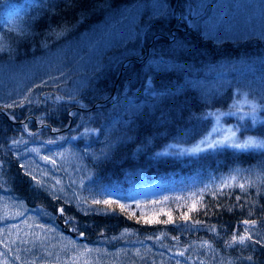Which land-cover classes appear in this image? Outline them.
<instances>
[{
  "label": "trees",
  "instance_id": "16d2710c",
  "mask_svg": "<svg viewBox=\"0 0 264 264\" xmlns=\"http://www.w3.org/2000/svg\"><path fill=\"white\" fill-rule=\"evenodd\" d=\"M239 1L0 0V210L17 209L0 213V264L15 261L6 247L51 264L57 245L73 264H264V150H166L195 146L231 94L264 93V23L237 16ZM250 134L264 139V123ZM69 152L82 170L63 195ZM231 176L251 187H221ZM19 218L27 231L4 234ZM245 228L251 240L230 244Z\"/></svg>",
  "mask_w": 264,
  "mask_h": 264
},
{
  "label": "snow or ice",
  "instance_id": "6c2138e0",
  "mask_svg": "<svg viewBox=\"0 0 264 264\" xmlns=\"http://www.w3.org/2000/svg\"><path fill=\"white\" fill-rule=\"evenodd\" d=\"M75 0H66V6H72ZM97 4H93V8L97 7ZM12 13L18 15V10L13 8L11 5H7ZM4 47L0 46V51H3ZM238 96H242L241 99H236L233 101L231 107L227 112H217V113H208L207 115L215 116V126L211 129V131L205 135L195 146L191 149H185L184 151L189 152L190 154H197L201 151H207L209 149H217V148H232L236 150H248V149H262L264 150V139H258L252 136H248L247 138L241 140L238 133L241 128L247 129L248 125L245 123H241L242 121L250 120L251 125H255L257 123H264V120L259 118V113L264 112V93L260 95H252L248 91L238 92ZM223 116H236L238 119V123L235 127H223L220 123L221 118ZM94 131V130H93ZM47 159V158H45ZM54 163V161H53ZM235 184L237 187L241 189H245L247 187H251V182H239L237 180V176H231L227 181H224L221 187H231ZM202 196V194H201ZM95 204H110V201H93ZM124 206L121 205V208ZM63 212V209L60 210ZM199 223V221H196ZM244 224H249L248 220L243 221ZM255 225V222H252V226ZM250 228H245L243 230V234L239 236H233L230 244L232 243H245V240H251V236L249 235Z\"/></svg>",
  "mask_w": 264,
  "mask_h": 264
},
{
  "label": "rangeland",
  "instance_id": "374dc122",
  "mask_svg": "<svg viewBox=\"0 0 264 264\" xmlns=\"http://www.w3.org/2000/svg\"><path fill=\"white\" fill-rule=\"evenodd\" d=\"M259 1V7L256 9V8H253V6H251L249 3H247L246 0H240L239 3H237L236 7L234 8V13L236 14L237 13V16H240V15H243L244 13L246 12H249V13H252L251 11H254L255 12V16H254V24H257L256 27H261V24L264 23V0H257V2ZM256 2V3H257ZM230 3V1H229ZM222 20V17L219 18V21ZM262 30H264V28H260ZM217 30V29H216ZM244 65V64H243ZM243 65H240V63H237V67H241ZM229 81H230V78H229ZM119 85V84H118ZM231 85V84H229ZM117 89V87H116ZM238 89V88H236ZM236 99H240V97L238 95H235L233 96L231 94V99L229 100V108L231 107L232 103L234 100ZM73 110V109H72ZM83 111H88V110H83ZM73 114V111L71 112V115ZM86 116H84L85 118ZM229 118L231 119H235L237 120L236 123L234 124H229L228 126H222L227 128V127H235L238 123V119L236 116H229ZM222 122V120L220 121V123ZM241 123H245L248 125L247 129L245 128H241L240 129V132L238 133L239 137L241 140L247 138L248 136H251L250 134V129L252 128L253 125H251V122L250 120H247V121H242ZM215 126V124H214ZM253 137V136H252ZM257 138V137H255ZM258 139H261V138H258ZM189 149V148H187ZM167 152L170 154V155H179V154H184L186 151H184L185 149L178 146V145H172L170 147H168L167 149ZM229 150H232V148H229ZM254 150H261V149H248V150H244L246 152H254ZM238 151H241V150H238ZM66 158H64L62 160V163H63V166L65 167V170H66V175L67 177L69 178V181L67 182H63V181H59L57 184L54 185L55 189L62 193L63 195H67V194H72L74 192V188H73V183H76L77 182V175L80 174L82 168L80 165H76L74 168H73V164L75 165L76 163V160L78 157H73V155H71V153H66L65 154ZM51 162L52 161H46V165L44 166V169H47L48 167H50L51 165ZM86 169V168H85ZM155 196L154 193H151V194H147L145 198H153ZM15 210L17 211L16 208H12L10 206H6L5 210H0V213L4 212L5 215L8 217V218H12L13 215L15 214ZM62 215L64 217L67 218L66 214L65 213H62ZM1 218V217H0ZM19 219L21 221V223L19 222ZM19 219H15L11 222L8 223V225L10 226L11 230L8 231V230H5V233L4 234H10V233H13L15 232V230H18V229H21L23 227V230H24V233L27 231L26 230V224L23 225V221H22V218H19ZM62 227V225H61ZM63 228V227H62ZM42 231L44 232V235H43V239H47V238H50V235H52V230L50 229H47V228H42ZM63 231H64V228H63ZM78 232V231H77ZM79 235H81V233L78 232ZM69 235V234H67ZM12 239L15 241V242H21V238H14L12 237ZM55 251H44L46 254H51L53 255V258H51L53 262H51V264H55L56 261H65L66 264H73V259L75 258V256H69L68 252L67 251H60L61 248L59 245H57L55 247ZM11 248H7L6 247V253L8 255H10V257L15 260L14 262L10 263V264H19L18 262H20V256L18 254H12L11 252ZM69 256V257H68ZM18 261V262H16ZM48 262V260H46ZM44 263V264H49V263ZM70 262V263H68ZM30 262H27V259L24 260V262H22V264H29Z\"/></svg>",
  "mask_w": 264,
  "mask_h": 264
},
{
  "label": "water",
  "instance_id": "95a60500",
  "mask_svg": "<svg viewBox=\"0 0 264 264\" xmlns=\"http://www.w3.org/2000/svg\"><path fill=\"white\" fill-rule=\"evenodd\" d=\"M188 24H189V25L191 24V20H190V19H188ZM136 60H138V59H136ZM119 80H120V78H118V80H117V82H116V87H117L118 84H119ZM113 96H114V94L111 95V97H113ZM101 103H103V102H101ZM96 106H97V105H95V106L93 107V109H95ZM5 116H6V117L10 120V122H11L12 124H14V125L22 124V123H18V122H13V121H11V119L9 118V116H8L7 114H6ZM72 120H73V118L70 116L71 124H72ZM59 211H60V210H59ZM68 223H69V220H65V222H64V224H63L64 231H66L68 234L72 235L74 239H76V240H78V241H83L84 238H85L84 234L79 235L77 231H76V232H73L72 230L68 229V227L66 226Z\"/></svg>",
  "mask_w": 264,
  "mask_h": 264
},
{
  "label": "bare ground",
  "instance_id": "6f19581e",
  "mask_svg": "<svg viewBox=\"0 0 264 264\" xmlns=\"http://www.w3.org/2000/svg\"><path fill=\"white\" fill-rule=\"evenodd\" d=\"M93 109V108H92ZM71 112H72V110H70L69 111V118H70V116L72 117V115H71ZM1 114H3L4 116L7 114L6 112H3V111H1Z\"/></svg>",
  "mask_w": 264,
  "mask_h": 264
}]
</instances>
